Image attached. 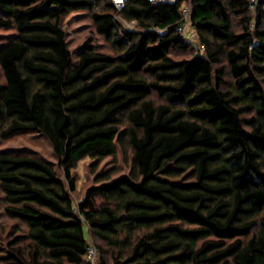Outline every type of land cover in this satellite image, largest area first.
Masks as SVG:
<instances>
[{"label": "trees", "instance_id": "obj_1", "mask_svg": "<svg viewBox=\"0 0 264 264\" xmlns=\"http://www.w3.org/2000/svg\"><path fill=\"white\" fill-rule=\"evenodd\" d=\"M79 10L111 52L74 61ZM0 29V141L41 132L61 170L0 150L19 221L0 264H88L90 244L101 264H264V0H0ZM120 152L130 173L98 174L76 206L73 169Z\"/></svg>", "mask_w": 264, "mask_h": 264}, {"label": "rangeland", "instance_id": "obj_2", "mask_svg": "<svg viewBox=\"0 0 264 264\" xmlns=\"http://www.w3.org/2000/svg\"><path fill=\"white\" fill-rule=\"evenodd\" d=\"M184 6L186 7L187 5L184 4ZM63 28L66 31V38L74 61L78 60L79 52L88 42H92L101 51L111 52L110 46L101 36L94 32L92 21L85 11L79 10L68 15L64 19ZM12 33V30L0 29V42H3ZM194 35L195 32L190 26L185 36L195 44L196 35ZM0 79H3L1 70ZM0 150L37 155L51 162L57 171L61 172L53 147L48 138L41 132L18 133L8 140L0 141ZM93 163L94 161L89 158L83 159L72 171L76 177V191L73 193L76 206L86 198L89 188L96 185L95 179L98 174L108 171L111 168H119L121 174H129L132 168V157L130 162L126 163L120 152L118 160H114L113 158L105 159L98 166L95 173L91 168ZM94 199L96 204L101 202L99 195H96ZM17 222H19L17 219L10 218L6 215L3 193L0 191V248L6 246L9 241L13 240L14 226ZM90 241L96 244L95 239L92 238Z\"/></svg>", "mask_w": 264, "mask_h": 264}, {"label": "built area", "instance_id": "obj_3", "mask_svg": "<svg viewBox=\"0 0 264 264\" xmlns=\"http://www.w3.org/2000/svg\"><path fill=\"white\" fill-rule=\"evenodd\" d=\"M118 12H121L126 7V0H111ZM257 7V0H250V9L252 11H255ZM182 16L184 21V24L178 27V31L181 34H186L187 30L190 27L189 23V15H188V8L187 6L182 7ZM122 26L126 30H135L136 29V22H128V21H122ZM84 260L88 264H101L100 260V253L97 247L93 244H90L85 255Z\"/></svg>", "mask_w": 264, "mask_h": 264}, {"label": "crops", "instance_id": "obj_4", "mask_svg": "<svg viewBox=\"0 0 264 264\" xmlns=\"http://www.w3.org/2000/svg\"><path fill=\"white\" fill-rule=\"evenodd\" d=\"M157 1H170V2H174V1H176V0H157ZM196 35V34H195ZM194 35V36H195Z\"/></svg>", "mask_w": 264, "mask_h": 264}]
</instances>
